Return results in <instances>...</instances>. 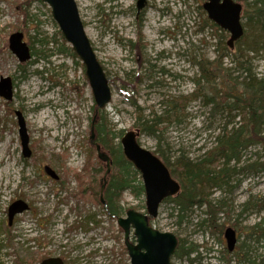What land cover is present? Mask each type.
Listing matches in <instances>:
<instances>
[{
  "label": "rangeland",
  "instance_id": "rangeland-1",
  "mask_svg": "<svg viewBox=\"0 0 264 264\" xmlns=\"http://www.w3.org/2000/svg\"><path fill=\"white\" fill-rule=\"evenodd\" d=\"M25 1L0 0V77H10L13 84L11 99L0 97V171L6 165L11 169L0 173V264H38L46 257H59L64 264H130L117 217L106 213L99 193H88L100 190L105 167L88 146L90 122L97 113L84 65L62 52L68 44L57 34L47 4ZM204 1L147 0L137 11L136 0H75L112 92L98 121L113 147L124 133L134 131L138 143L158 156L194 159L213 146L219 128L230 120L227 112H212L200 96H192L199 76L196 62L221 55L225 80L238 76L242 81L246 69L264 77V49L250 44L254 26L244 16L256 0H236L242 5L244 36L232 49L227 31L204 26ZM21 7L29 13L26 24ZM16 31L33 51L24 63L9 49V36ZM185 96L176 117L157 123L154 132L142 130L145 119L162 117L166 101ZM17 111L29 136V158L22 154ZM256 159L264 161V146L248 147L238 167ZM44 165L58 180L44 172ZM244 172L232 173L225 189H209L213 208L218 200L225 202L215 211L203 204L180 218L171 197L160 204L152 227L175 234L185 249L196 250L188 257L174 254L172 264H239L247 245L252 261L240 264H258L264 242L250 241L255 236L248 229L257 224L264 228V168ZM132 177L134 184L142 183L139 172ZM16 199L29 208L9 224L7 209ZM256 200L259 209L253 206ZM119 204L118 216L130 208L146 212L144 194L136 197L126 190ZM228 226L238 237L233 252L227 251L223 237Z\"/></svg>",
  "mask_w": 264,
  "mask_h": 264
},
{
  "label": "trees",
  "instance_id": "trees-1",
  "mask_svg": "<svg viewBox=\"0 0 264 264\" xmlns=\"http://www.w3.org/2000/svg\"><path fill=\"white\" fill-rule=\"evenodd\" d=\"M22 8L21 16L23 17V23L26 24L29 20V13L26 8ZM244 16L247 18L248 24L251 22L252 26H254V35L253 37L250 35V44L256 46L260 44L264 49V1L256 0L252 10L250 12L245 11ZM204 26L218 29L207 18L204 19ZM57 34L62 37L59 31H57ZM243 36L236 43L241 41ZM62 42L65 44V41ZM63 46L62 52H68L72 57H77L69 45ZM196 65L199 69V76L194 81L196 90L191 93L192 96L195 98L200 96L204 104L210 106L212 112H227L230 120L224 122L219 128V132L214 138L213 146L206 149L198 157L189 159L180 156L175 161H170L164 156H159L169 168L172 176L177 178L180 184L179 191L170 198L180 218L193 206L207 204L211 211H215L216 208L220 209L225 202L223 199L218 200L216 208H213L212 206L214 205L208 198L210 195L209 189H225L233 176L232 173L243 174L245 173L244 170H246V172L255 174L261 172L264 168V161L257 159L238 167L243 163L242 158L248 147L255 145L264 146V77H258L249 69H246L247 73L242 81L238 82L236 80L238 76L234 77V79H227L228 81L225 80L224 75L227 69L222 67L221 55H217L210 61L205 58L199 59ZM239 68H242V63H239ZM221 82L226 85L220 88ZM206 88L208 89L207 91ZM199 91L200 95L197 94ZM189 96L166 101L168 107L163 110L162 117L156 116L148 120L145 119L141 125L142 130L154 132L156 131L154 126L157 123L163 122L164 119L170 121L173 118L172 116L176 117L178 111L184 107L182 101ZM232 112L234 114H231ZM235 117H239L238 122L233 120ZM149 121L153 122L152 125L148 124ZM94 132V141L108 153L112 161L107 180H110V174L114 173L102 192L104 208L109 216L117 217L122 211L119 203L123 192L130 190L133 195L139 197L144 194L143 186L139 181L134 184L135 179L132 175L137 174L138 171L134 170L131 162L125 158L120 145L113 147L103 123L98 121V113L94 120ZM88 146L92 152L95 150L90 140ZM89 187H92V185H89ZM91 189L88 190V193L91 195L99 193L100 195V190L93 192ZM81 193H84V190H81ZM248 204H250V201L246 202V205ZM253 206L260 208L258 207V200L254 201ZM91 219L92 216H89L88 221ZM259 225L261 224L250 227L248 231L249 235L255 236L250 241L260 244L262 243L260 241L264 242V228ZM255 228H260L261 232L256 234ZM248 247L249 245L242 250L243 254L238 256L237 262L239 264L245 261H252V256L246 253L249 249ZM195 251L193 247L185 249L182 244H178L174 254L188 257ZM229 262L227 261V264H230ZM258 264H264V251L260 255Z\"/></svg>",
  "mask_w": 264,
  "mask_h": 264
},
{
  "label": "water",
  "instance_id": "water-1",
  "mask_svg": "<svg viewBox=\"0 0 264 264\" xmlns=\"http://www.w3.org/2000/svg\"><path fill=\"white\" fill-rule=\"evenodd\" d=\"M50 8L51 17L58 25L64 40L72 47L85 68V75L92 90L94 102L98 108H105L111 100V89L105 71L98 61L90 40L85 32L79 10L75 0H41ZM147 0H136L137 11L145 7ZM203 10L209 20L219 28L229 33L227 45L232 48L234 43L243 35L241 23L242 5L235 0H205ZM9 49L16 55L19 62L30 59V48L23 41L22 32H14L9 36ZM0 97L11 99L12 80L10 77H0ZM18 133L23 157L31 156L29 136L22 114L17 111ZM94 120L90 126L89 140L94 145L97 158L104 163L105 172L100 186V201H103L102 192L111 169V158L103 148L96 143ZM138 132L127 131L120 138L121 150L125 158L140 173L145 195L146 214L134 209H128L125 216H120L117 223L124 231V243L129 256L130 264H171L170 258L174 254L178 239L171 232L159 231L149 225V217L155 218L159 205L164 199L175 195L180 184L171 175L167 165L161 158L137 141ZM45 173L57 180V173L48 165L43 167ZM28 209V204L21 200L13 201L8 207V221L11 223L15 214ZM133 231L134 242L129 241L130 231ZM227 248L232 251L237 237L233 228L227 227L224 232ZM39 264H64L59 257H48Z\"/></svg>",
  "mask_w": 264,
  "mask_h": 264
},
{
  "label": "bare ground",
  "instance_id": "bare-ground-1",
  "mask_svg": "<svg viewBox=\"0 0 264 264\" xmlns=\"http://www.w3.org/2000/svg\"><path fill=\"white\" fill-rule=\"evenodd\" d=\"M103 108H98L97 106H95V109H94V112L95 113H98L100 110H102ZM8 161V160H7ZM10 168L8 167V165H6L1 171H0V173H10ZM238 175V174H237ZM249 256H251L250 255V248L247 250V252H246Z\"/></svg>",
  "mask_w": 264,
  "mask_h": 264
},
{
  "label": "flooded vegetation",
  "instance_id": "flooded-vegetation-1",
  "mask_svg": "<svg viewBox=\"0 0 264 264\" xmlns=\"http://www.w3.org/2000/svg\"><path fill=\"white\" fill-rule=\"evenodd\" d=\"M144 213H145V212H144ZM151 221H152V219L150 218V219H149V223H151ZM8 222H9V221H8ZM234 230H235V229H234ZM235 233H236V231H235ZM236 236H237V233H236ZM223 237H224L225 242H227V241H226V238H225V235H223ZM134 240H135V237H134L133 232H132V230H131V232H130V234H129V241L134 242ZM124 241H125V239H124ZM233 251H235V248H234ZM233 251H231V252H233Z\"/></svg>",
  "mask_w": 264,
  "mask_h": 264
}]
</instances>
